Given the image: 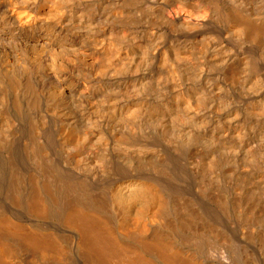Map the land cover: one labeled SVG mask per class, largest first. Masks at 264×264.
Instances as JSON below:
<instances>
[{
	"label": "bare ground",
	"instance_id": "bare-ground-1",
	"mask_svg": "<svg viewBox=\"0 0 264 264\" xmlns=\"http://www.w3.org/2000/svg\"><path fill=\"white\" fill-rule=\"evenodd\" d=\"M50 151L82 261L264 264V0H0V168ZM4 217L0 264L55 245Z\"/></svg>",
	"mask_w": 264,
	"mask_h": 264
},
{
	"label": "rangeland",
	"instance_id": "rangeland-1",
	"mask_svg": "<svg viewBox=\"0 0 264 264\" xmlns=\"http://www.w3.org/2000/svg\"><path fill=\"white\" fill-rule=\"evenodd\" d=\"M184 17H189V16H185L184 15ZM196 17H198V16H195L194 18H196ZM199 19H200V17H199ZM72 146L71 145H68V148H71ZM44 154V153H43ZM42 154V156L41 157H38V156H33V157H29V161H28V159H26L27 160V163H26V160H24L23 162V165L26 167V168H28L29 167V165H36V163L37 164H39L42 160H44V159H46V160H44L45 162H47V163H49V161H50V158H53V152H49V153H45V154H50L52 157H50V156H48V155H43ZM37 158V159H36ZM41 158V159H40ZM31 159H33V160H31ZM49 159V160H48ZM37 160H39V163L37 162ZM48 160V161H47ZM33 161L35 162L36 161V163L34 164L33 163ZM31 162V163H30ZM30 163V164H29ZM27 164V165H26ZM29 164V165H28ZM5 165H3L1 168H0V216H2V217H4V218H6V216H8L9 218H11V220L13 219V221H14V223L16 224L17 223V225H19L18 223H21V225L23 226L24 225V227H22L21 225H20V227H22V228H26V229H24V231L25 232H27L26 230H29L28 231V233H33L34 232V230H37V231H35L36 233H40V234H37L39 237L40 236H42V238L43 237H47L48 239H50V237L51 238H53L54 239V244L55 245H52L53 247H51L50 248V244H48L49 246H47V245H45V246H47V248L46 247H43V248H45V249H43L42 247V249H43V251H41L42 249L41 248H39V250H38V248H37V250L38 251H40V252H37V254H36V252L35 251H37V250H31V249H29V248H26V247H24V246H19V245H11L12 247L14 246V248H10V252H11V254H12V251L13 252H15V253H13V256H15V257H10L9 258V261L11 262V260H12V263H10V264H14L13 262H15V260H16V262H15V264H17L18 262H20V260H21V262L23 263V264H92V263H89V262H86L85 260H81L80 258H79V252L78 251H76V250H78V248H77V246L75 245L77 242H75L76 240H75V236L72 234L73 233V230H72V228H70V227H68L67 225H65L64 223H66V222H64V218H65V214H66V209H65V207H69L70 206V204L72 205V204H74L70 199H62V202H64L63 204H62V202H60V200L58 201V200H56L57 202H54V206H53V209L51 210L52 212H50V217H49V215L47 216V218H45L44 217V219H45V221H43L44 219L43 218H41V216H40V214L38 213V215L40 216H38V215H36L37 214V212L36 213H34L35 211H37L32 205H31V202H30V198L28 199V195H27V193H29V195H30V191H31V187L29 186V185H31L32 186V184H31V182H32V175H34V172H32L29 168V170H23L22 172V175H21V177H23V179L25 180L24 182H23V180L22 181H20V182H18L17 184L15 183H12V181H13V179H11L10 177H9V175L8 174H6L5 173V171H4V167ZM37 166V165H36ZM57 170V172H58V174H60L61 173V175H64V172L65 171H62V170H59V169H56ZM30 171V172H29ZM30 174V175H29ZM32 174V175H31ZM24 177H26V178H24ZM30 177H31V179H30ZM29 179V180H28ZM30 180H31V182H30ZM29 181V182H28ZM5 182V183H4ZM10 183H12V185L10 184ZM22 183V184H21ZM5 184V185H4ZM15 185L18 187V190H20V191H18L17 190V187L15 188ZM24 186H26V187H24ZM11 187V188H10ZM29 187H30V189H29ZM19 188H21V189H19ZM37 189H39V190H37ZM13 190V191H12ZM18 191V193H17V191ZM30 190V191H29ZM34 191V190H33ZM36 191V192H35ZM35 191H34V193L33 194H35V193H37L36 195L37 196H40L41 195V197H43L44 198V200H45V197L44 196H42V193H41V189L40 188H35ZM19 193H20V195H19ZM12 194V195H11ZM20 196H18V195ZM22 194V195H21ZM40 194V195H39ZM53 194V193H52ZM16 195V196H15ZM36 195H34V196H36ZM65 200V201H64ZM69 202H71V203H69ZM12 203V204H11ZM18 203V204H17ZM29 203V204H28ZM57 203V204H56ZM56 204V205H55ZM67 204H69V206L67 205ZM73 206H75V205H72V207ZM31 209V212H30V209ZM70 208V207H69ZM74 208H76V207H73V209ZM63 210H65V213H64V211ZM60 214H61V216H60ZM30 215V216H29ZM65 215V216H64ZM35 216V217H34ZM39 217V220L37 219L38 217ZM63 216H64V218H63ZM7 217V218H8ZM61 217V218H60ZM34 218V219H33ZM35 218H36V220L39 222V223H37V224H34L36 221H34L35 220ZM15 219V220H14ZM26 220V221H25ZM12 221V222H13ZM42 221V222H41ZM66 221V220H65ZM34 222V223H33ZM28 223H30V224H28ZM44 224V227H43V225H41V226H39L40 224ZM64 224V225H63ZM25 225H27V226H25ZM30 225V226H29ZM33 225V226H32ZM36 225V226H35ZM39 227H38V226ZM45 225L47 226V227H45ZM1 226V225H0ZM12 226V225H11ZM33 228H32V227ZM37 227L36 229H35V227ZM59 226V227H58ZM41 227V228H40ZM50 227V228H49ZM2 228V226L0 227V229ZM44 228V229H43ZM128 228H131V226H129ZM45 229H48V230H50V231H48V230H45ZM70 231H69V230ZM44 232H43V231ZM62 230V231H61ZM112 231H113V229H111ZM33 231V232H32ZM41 231H42V233H46V236H44L42 233H41ZM45 231H47L48 233H50V236L47 234V232H45ZM72 231V232H71ZM0 232H2V234H0L1 236V240L0 241H5V237L3 236V235H5L4 234V232H5V230L3 231V229H1V231ZM34 232V233H35ZM66 232V233H65ZM67 232H68V234H67ZM52 233H54V234H52ZM59 233V234H58ZM55 234H57L56 236H55ZM55 237H58V238H60L61 236H62V239H60L59 241L56 239V238H54V236ZM66 237H65V236ZM49 236V237H48ZM74 236V237H73ZM63 237H65L64 239H63ZM3 238V239H2ZM53 239H50V240H53ZM75 240V241H74ZM119 240L120 241H122L121 243H125L124 245H126L127 244V246H128V244L130 245V246H133V245H131L128 241H126V240H123V239H120L119 238ZM57 243H56V242ZM6 242V244L8 245L9 244V242L7 243V241H5ZM52 242V241H51ZM62 243V244H60L61 246H63V249H65V250H63L62 251V247H60L59 248V244L58 243ZM75 242V243H74ZM12 243V242H11ZM13 244V243H12ZM59 245V246H57V248H56V245ZM19 246V247H18ZM54 247H55V249H54ZM129 247V246H128ZM22 248H24V249H22ZM49 248V249H48ZM77 248V249H76ZM130 248V247H129ZM11 249H12V251H11ZM31 250V251H29V250ZM50 249H54V250H50ZM58 251H57V250ZM59 249H60V251H61V253L59 252ZM17 250V251H16ZM19 250V251H18ZM29 252H28V251ZM44 250H46L47 252H45ZM56 250V252H58V253H54V251ZM32 251L33 252H35V255H34V253H32ZM50 251H51V253H53V254H51L50 253ZM53 251V252H52ZM67 251V252H66ZM20 254H19V253ZM41 252H43V254L41 253ZM44 252L46 253V254H48V252L51 254H49V256H50V258H49V256L48 255H46V254H44ZM42 254V255H40V254ZM60 253V255H62L61 257H58L59 254ZM62 253H66V254H62ZM17 254V255H16ZM34 256H33V255ZM55 254H56V258H53V256L55 257ZM43 255H45V257H43ZM53 255V256H52ZM63 255H65V256H63ZM38 256V257H37ZM42 256V257H41ZM31 257V258H30ZM35 257V258H34ZM37 257V258H36ZM53 258V260L55 261H53L52 260V258ZM13 258H16V259H13ZM47 258V259H46ZM58 258H59V260H58ZM41 259H43V260H41ZM151 260H152V258L150 257V262H151ZM53 261V262H52ZM60 261V262H59ZM21 262L20 263H18V264H21ZM50 262V263H49ZM58 262V263H57ZM152 262L153 263H156V264H158L157 262H155L154 260H152ZM150 264H152V263H150Z\"/></svg>",
	"mask_w": 264,
	"mask_h": 264
}]
</instances>
